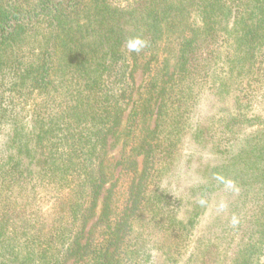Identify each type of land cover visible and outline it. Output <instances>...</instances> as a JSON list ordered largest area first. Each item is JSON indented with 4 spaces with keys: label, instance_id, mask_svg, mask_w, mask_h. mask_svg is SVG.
Segmentation results:
<instances>
[{
    "label": "trees",
    "instance_id": "16d2710c",
    "mask_svg": "<svg viewBox=\"0 0 264 264\" xmlns=\"http://www.w3.org/2000/svg\"><path fill=\"white\" fill-rule=\"evenodd\" d=\"M261 87L264 0H0V264H264Z\"/></svg>",
    "mask_w": 264,
    "mask_h": 264
},
{
    "label": "rangeland",
    "instance_id": "374dc122",
    "mask_svg": "<svg viewBox=\"0 0 264 264\" xmlns=\"http://www.w3.org/2000/svg\"><path fill=\"white\" fill-rule=\"evenodd\" d=\"M134 80L136 84H138L140 81V73L138 71L134 73ZM259 92L261 93L259 94ZM256 94H258L257 100L251 112L259 116L260 118L259 122L264 124V87H261L256 92ZM209 107H207L206 109H209ZM244 130L249 131L251 129H245L244 127L241 130V133H243ZM109 150H110V153L116 155V153H118V151L120 150V144L114 141L113 144H111V147L109 148ZM190 150L194 151V154L191 158V164H190L191 166L183 165L181 172H178L181 174L177 176L174 175V177L172 178L173 182L171 183L170 188L175 189L174 194L176 195L186 196L187 187L190 184H192V182L195 180V176L197 177V174L194 175L193 170L190 171V169L195 168V166L197 167L199 163H205L206 160L208 162H213L216 159V156H214L210 152L199 151L197 149L195 150L194 147L193 149H191L190 146L188 148L183 149L182 153L187 154ZM260 186H261V183H258V185L256 186V189ZM262 193H264V190L259 191V194H262ZM236 195H237V191L227 192L226 190H223L221 192L214 193L213 196H211L210 203L208 204L204 214H202L201 218L199 219V222H198L199 225L197 224V227L194 230L195 234L197 232L199 233L206 232L207 226L210 227L212 230H216V231H219L220 229L225 228L226 226H231L233 228H228L229 237H231L232 235L237 236V235L243 234L246 227L248 226L247 223L244 224V221L242 222L241 220H237L233 222L234 223L233 224L232 222H228L227 219H235L236 217L239 218L238 216H242L245 213H248L251 216L252 214H255L256 207L258 204L248 203V208H247L248 210H246V208L244 207H241L238 215L236 217H232L233 215H232L230 203L235 199ZM219 219H222V222L224 223L222 222H221L222 224L218 223ZM224 220H226V222ZM236 230H238V233H235ZM229 237L227 238V240L230 239ZM234 243L235 242L231 243L230 248L234 246ZM158 262H159V259H158ZM227 262H228V259L225 261V263Z\"/></svg>",
    "mask_w": 264,
    "mask_h": 264
}]
</instances>
